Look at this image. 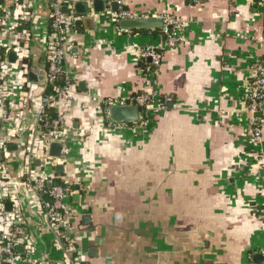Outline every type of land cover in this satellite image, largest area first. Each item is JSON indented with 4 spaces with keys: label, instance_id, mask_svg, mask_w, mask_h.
<instances>
[{
    "label": "crops",
    "instance_id": "1",
    "mask_svg": "<svg viewBox=\"0 0 264 264\" xmlns=\"http://www.w3.org/2000/svg\"><path fill=\"white\" fill-rule=\"evenodd\" d=\"M72 1L88 3L89 13L76 15L68 34L64 66L75 88L72 102L61 106L70 155L54 173L70 192L80 264H264V176L245 102L251 67L264 56V1L124 0L128 17L184 21V41L174 47L141 30L128 38L93 11V0ZM0 2L13 10V0ZM17 2L33 17L21 21L30 37L18 43L29 66L42 71L47 5ZM144 44L160 47L155 70L140 64ZM29 87L35 97L42 92L39 81L26 79L21 88ZM139 92L171 100L147 129L108 130L101 101ZM26 114L17 138H7L13 182L35 123ZM14 193L5 210L17 204L22 213L35 245L30 264H65L35 199L21 186ZM15 251L22 261L23 247Z\"/></svg>",
    "mask_w": 264,
    "mask_h": 264
},
{
    "label": "built area",
    "instance_id": "2",
    "mask_svg": "<svg viewBox=\"0 0 264 264\" xmlns=\"http://www.w3.org/2000/svg\"><path fill=\"white\" fill-rule=\"evenodd\" d=\"M14 1L13 10L4 9L0 2V264L34 263L35 245L30 240L28 229L22 221V213L14 205L13 210H5V200H15L14 189L22 187L35 199L39 215L46 229L50 232L53 245L62 253V261L65 264H80L76 244L78 238L72 233L69 220L70 206L68 203L69 190L63 189L57 182L54 168L65 165L70 155V146L66 135L67 121L62 110L71 103L74 98L75 85L68 69L64 66V60L69 51L68 34L74 28L79 18L74 14V1L72 0H45L48 8V38L42 49L45 67L41 72V94L36 98L34 91L29 87L23 90L21 87L30 73L31 67L24 62L27 59L25 50L20 47L19 39L29 40V31L18 33L21 21L33 19L29 13L28 4H19ZM104 10L111 18L118 32L126 33L128 38L132 33L118 27L120 20L128 17L120 12L124 0H101ZM116 1L119 11L114 13L110 5ZM194 4L209 2L210 0H189ZM261 5L260 0H249ZM67 8L63 13L62 8ZM162 21L160 28L162 36H159L166 47H174L183 43V29L186 25L171 16H159ZM121 29V30H120ZM240 34H237L239 36ZM264 45V42H263ZM13 52L16 60L9 62L8 55ZM139 57L149 64V70H155L160 66L162 52L160 47L153 44H144L137 51ZM252 71L247 85L245 97L246 109L252 115L250 121V138L259 145L260 152L257 155V165L261 167L264 176V58L252 65ZM29 85V84H28ZM155 93H136L125 97L107 98L101 101L106 120V128L110 131L128 129H147L152 111L162 109L171 99L167 96L160 100H154ZM135 105L139 108V122L114 123L109 119V109L113 106ZM62 107V108H61ZM34 110V112L32 111ZM52 110V111H51ZM30 113L35 119L31 126L30 139L24 148V160L18 168V180L12 181L6 166L8 145L10 139L17 138L21 131L22 123ZM9 122V127L4 129V123ZM6 132V136L4 133ZM51 143L61 145L59 156L49 155ZM262 146V149H261ZM38 162V164H36ZM17 172V167H16ZM50 197V201L44 199ZM16 203V201L14 202ZM23 247L24 258L19 261L15 249ZM76 255V256H74Z\"/></svg>",
    "mask_w": 264,
    "mask_h": 264
},
{
    "label": "water",
    "instance_id": "3",
    "mask_svg": "<svg viewBox=\"0 0 264 264\" xmlns=\"http://www.w3.org/2000/svg\"><path fill=\"white\" fill-rule=\"evenodd\" d=\"M264 1V0H260ZM92 8L95 13H102L104 10L103 1L93 0ZM112 12L116 13L119 11V5L116 1H113L110 5ZM122 12L127 13L128 9L122 7L120 9ZM75 15H86L89 13V5L86 2H76L73 8ZM62 12L66 13L67 8L64 6ZM119 27L123 30H150L159 29L162 27V21L160 19L154 18H125L119 21ZM8 60L14 63L16 60L15 54L13 52L9 53ZM27 79L30 83H36L42 80L41 72H37L36 68L31 67L30 73L27 75ZM139 108L135 105H125V106H113L109 109L108 115L109 119L114 123H128L134 124L139 122ZM61 145L59 143H51L49 146V155L52 157H58ZM10 149H13L10 147ZM38 164V162H36ZM56 169L62 171L63 165H59ZM66 189L65 185L61 186Z\"/></svg>",
    "mask_w": 264,
    "mask_h": 264
},
{
    "label": "trees",
    "instance_id": "4",
    "mask_svg": "<svg viewBox=\"0 0 264 264\" xmlns=\"http://www.w3.org/2000/svg\"><path fill=\"white\" fill-rule=\"evenodd\" d=\"M188 1H189V0H188ZM18 29H19V30L21 29V30H25V31H30V28H29L28 24H26L25 22H20V25H19ZM137 31H138V30H137ZM20 32H21V31H20ZM142 32H144V33L149 32V33H151V34H153V35L162 36L160 28H159V29H150V30H141L140 33H142ZM262 58H264V56H263ZM24 62L28 64L27 59H24ZM140 64H141V66H143L144 69H150L149 64L146 63L145 61L141 60V61H140ZM28 65H29V64H28ZM139 93H140V92H139ZM161 97H162V96L157 95V97H156L155 100L153 101L154 104L156 103V101L160 100ZM51 111H52V110H51ZM156 114H157L156 111H152V112H151V114H150V118H149V124H148V125H150L151 123H154V122H155L154 120L156 119ZM127 126L131 127V126H133V124H127ZM44 199H45L46 201H50V200H51L50 197H48V196H45Z\"/></svg>",
    "mask_w": 264,
    "mask_h": 264
}]
</instances>
